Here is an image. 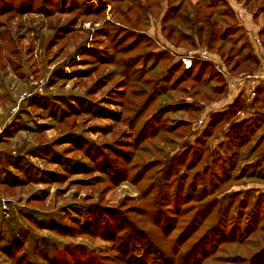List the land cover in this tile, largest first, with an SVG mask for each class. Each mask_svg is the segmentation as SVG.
Segmentation results:
<instances>
[{"label": "rangeland", "instance_id": "obj_1", "mask_svg": "<svg viewBox=\"0 0 264 264\" xmlns=\"http://www.w3.org/2000/svg\"><path fill=\"white\" fill-rule=\"evenodd\" d=\"M4 7L0 264H120L123 251L159 264L153 251L165 238L151 220L169 225L168 245L195 250L194 264H264V85L254 102L236 97L233 114L209 112L227 103L225 79L210 63L196 82L167 50L207 48L229 73L257 69L264 56L252 37L264 51V0ZM242 118L251 134L235 144L227 136ZM93 204L126 212L130 228L115 239L113 222L106 235L67 236L90 223Z\"/></svg>", "mask_w": 264, "mask_h": 264}, {"label": "trees", "instance_id": "obj_2", "mask_svg": "<svg viewBox=\"0 0 264 264\" xmlns=\"http://www.w3.org/2000/svg\"><path fill=\"white\" fill-rule=\"evenodd\" d=\"M4 3H5V0L4 1L1 0L2 7L0 8V14L6 12V9L4 7ZM210 63H212V62L208 63V62H202L199 60H194L192 62L191 67L189 69H184V72L191 74L193 76L192 79L194 81L201 82L202 80H204V76L206 75V71L212 67V65ZM237 66L238 65H234L233 71L231 69H228L232 75L250 73V72L256 70V69H254V70L252 69V70H248V71H242V72L237 71V72H235L234 69H237ZM258 93H259V91H258ZM258 93H257V95H258ZM257 95H256L255 99L257 98ZM236 103H239V101L236 100L232 104V106H234ZM249 122L250 121H248V122L247 121H241L239 123L234 124L229 129L231 133L227 137L231 141H233L235 144L240 143L242 138H245L246 136H249L251 134L250 131L249 132L247 131L249 128L251 129V127H249ZM200 159H201V156H196L194 160L199 161ZM221 162L224 163L225 159L221 160ZM193 167L194 166L192 165V169H193ZM205 170L206 171L208 170V165L203 169V172ZM210 175H212V173H210ZM227 176L229 179L230 174H227ZM209 177H211V176H209ZM137 209H139V211H141L143 213V215H146L147 212H149L148 211V205L145 203H142V205H140ZM88 215L90 217V223L86 227H80V228H77L76 230L72 228V231H70L67 236H74V234H76L75 232H77L78 234L81 233V235L85 234V235H90V236H94V235L96 236V234H98L97 232H99L96 230L101 229V228L103 230L102 232H104L101 234L106 235V234L112 232L108 229V224L110 222H113L112 224H115V226H116V229H115L116 232L112 236V238L115 239V237L119 236V234H122V232L124 231L125 228L126 229L130 228V225L128 222V221H130V219L127 217L126 212L121 211L120 209L117 210V209L104 207L101 205L99 206L98 204H96V205L93 204V206L91 205L90 209L88 210ZM133 222H135V221H133ZM146 223H148V222H146ZM135 225H136L135 227H137L140 231L142 230L140 227H138L136 222H135ZM150 225L157 226L159 229H161L163 232L164 238H165L163 245L158 246L157 251H153L157 255V258L161 261V262H159V264H184L180 261L184 258H189V257H191V259L193 261V263H190V264H194L196 262L195 261L196 257H195V253H194L195 250L183 251V250H181L182 247H180V246H178V248L175 249L173 246L168 245L167 240L169 237V234H168L169 225H162L161 226L160 223L154 222L153 220H151ZM73 231H75V232H73ZM125 237L128 238V235H125ZM111 242L114 244L115 241L111 240ZM16 250L17 249H15L13 251H16ZM136 250H137V248H136ZM123 252H121V255H124V257H125L126 255ZM15 254H17V252ZM12 255L9 256L10 260L13 259ZM124 257H122V256L120 257V259H119L120 264L121 263L122 264H152L151 259H148L147 257L144 259L145 261L143 263L130 260V258L126 259Z\"/></svg>", "mask_w": 264, "mask_h": 264}, {"label": "built area", "instance_id": "obj_3", "mask_svg": "<svg viewBox=\"0 0 264 264\" xmlns=\"http://www.w3.org/2000/svg\"><path fill=\"white\" fill-rule=\"evenodd\" d=\"M238 16L243 18L242 14H239ZM252 41L254 43L258 56H264V51L262 49L259 37H252ZM167 50L178 58L185 69H189L194 60H199L202 62H212L215 65L218 73H220L225 79L228 92L224 101H226L227 103H212L210 106H208L209 112L224 108V106L230 102L228 100L233 101L236 97L244 98L247 103H250L256 97L259 87L264 85V64L261 65L260 63L259 67L250 73L231 75L220 62H215L210 51L207 48L182 50L178 53L174 50L173 46L169 44L167 46ZM201 125H204L203 119L197 121V126L201 127Z\"/></svg>", "mask_w": 264, "mask_h": 264}, {"label": "crops", "instance_id": "obj_4", "mask_svg": "<svg viewBox=\"0 0 264 264\" xmlns=\"http://www.w3.org/2000/svg\"><path fill=\"white\" fill-rule=\"evenodd\" d=\"M226 86V85H225ZM259 90V89H258ZM258 90H257V93H258ZM259 93H260V91H259ZM259 93H258V95H259ZM257 95V96H258ZM257 99V98H256ZM256 99H254L253 100V102L256 100ZM234 101V100H233ZM230 101L228 104L229 105H225L224 107H227V108H229L230 107V110L232 109V108H234L235 106H237V107H239V103H236L234 106H232V104L236 101ZM239 101V100H238ZM233 102V103H232ZM232 103V104H231ZM258 108L260 109L261 108V105H260V103H259V105H258ZM234 109H232L231 111H230V113H234V111H233ZM254 110V108L252 107V106H249V107H245L244 109L243 108H241V109H239V110H237V113H235V114H240L242 117L244 116V115H247V114H249L250 112H252ZM263 112H264V109H263ZM251 117H252V115H250ZM262 116V115H261ZM250 117V118H251ZM243 120V118L242 119H239L238 121H242Z\"/></svg>", "mask_w": 264, "mask_h": 264}]
</instances>
